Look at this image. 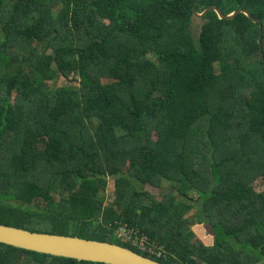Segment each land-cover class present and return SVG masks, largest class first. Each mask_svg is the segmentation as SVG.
<instances>
[{
    "label": "trees",
    "instance_id": "1",
    "mask_svg": "<svg viewBox=\"0 0 264 264\" xmlns=\"http://www.w3.org/2000/svg\"><path fill=\"white\" fill-rule=\"evenodd\" d=\"M195 1L0 0V224L264 264V0Z\"/></svg>",
    "mask_w": 264,
    "mask_h": 264
},
{
    "label": "water",
    "instance_id": "2",
    "mask_svg": "<svg viewBox=\"0 0 264 264\" xmlns=\"http://www.w3.org/2000/svg\"><path fill=\"white\" fill-rule=\"evenodd\" d=\"M170 1V0H168ZM196 0L192 7L193 16L196 19L203 18L210 11L215 12L220 20H232L237 14H244L251 22L257 23L259 32L257 45L261 61L263 54L261 48V24L253 19L248 11L238 9L224 15L216 7H208L201 13L196 12ZM264 69V64H263ZM0 244L15 248L45 254L54 257L75 259L102 264H160L157 261L144 257L128 248L95 240L83 239L67 235H57L33 232L0 224Z\"/></svg>",
    "mask_w": 264,
    "mask_h": 264
},
{
    "label": "rangeland",
    "instance_id": "3",
    "mask_svg": "<svg viewBox=\"0 0 264 264\" xmlns=\"http://www.w3.org/2000/svg\"><path fill=\"white\" fill-rule=\"evenodd\" d=\"M191 229L193 233L195 234L194 240H198L201 243H203L206 246H209L212 244V237L208 234V230L204 225H191Z\"/></svg>",
    "mask_w": 264,
    "mask_h": 264
}]
</instances>
